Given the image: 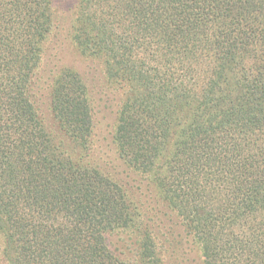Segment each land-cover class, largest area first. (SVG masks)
Listing matches in <instances>:
<instances>
[{"label": "trees", "instance_id": "16d2710c", "mask_svg": "<svg viewBox=\"0 0 264 264\" xmlns=\"http://www.w3.org/2000/svg\"><path fill=\"white\" fill-rule=\"evenodd\" d=\"M63 1L74 46L123 89L113 143L153 203L83 159L76 71L52 77V127L38 114L53 0H0V264H169V236L198 264H264V0ZM108 232L135 236V261Z\"/></svg>", "mask_w": 264, "mask_h": 264}, {"label": "rangeland", "instance_id": "374dc122", "mask_svg": "<svg viewBox=\"0 0 264 264\" xmlns=\"http://www.w3.org/2000/svg\"><path fill=\"white\" fill-rule=\"evenodd\" d=\"M65 1L71 2L69 0ZM69 6L70 4L63 0H53L55 15H53L52 31L45 41L43 61L39 68L42 79L37 90H29L33 94L32 100L39 116L52 127L49 109L52 77L59 69L64 67L76 71L87 85L95 123L91 145L87 151L82 153L83 159L99 168L104 174L118 180L129 191L135 192L140 201L144 202L146 200V205H152L153 198L151 199L149 194L145 196L141 193L142 191L138 187L140 183L137 180V175L118 157L113 143L112 133L116 119L115 111L123 99V89H116L113 83L108 80L104 63L100 59L81 55L68 37L70 21L73 19ZM174 229L175 233L179 234V230ZM106 238L110 248L119 257L129 262L135 261L137 257L135 236L129 238L128 233H121L120 235L118 232H108ZM168 238L173 239L174 243L170 245L162 239V244L168 250L164 252L166 256H169L170 252L171 254L174 252V255L178 258L175 257V262H180L179 259L184 256L190 259L189 264H198L199 251L190 242L176 241L172 236ZM174 261L169 264H176Z\"/></svg>", "mask_w": 264, "mask_h": 264}]
</instances>
